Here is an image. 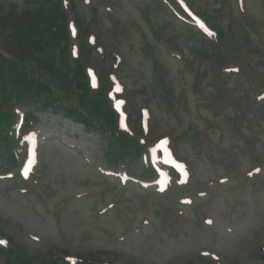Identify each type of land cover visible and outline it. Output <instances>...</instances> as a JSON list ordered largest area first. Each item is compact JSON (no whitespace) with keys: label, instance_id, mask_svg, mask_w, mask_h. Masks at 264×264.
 Wrapping results in <instances>:
<instances>
[{"label":"rangeland","instance_id":"1","mask_svg":"<svg viewBox=\"0 0 264 264\" xmlns=\"http://www.w3.org/2000/svg\"><path fill=\"white\" fill-rule=\"evenodd\" d=\"M0 1L23 4V0ZM188 1L205 19L222 27L228 28L231 20L228 5L236 16L240 14L238 0ZM242 1L246 16L237 24L251 34L255 46L254 55L244 60H252L259 72L264 60L256 47L259 36L250 24L264 29V0ZM77 3L87 24L98 22L107 49L123 54L119 74L138 103L151 102L157 133L173 136L181 157L195 168L193 186L185 193L192 203L152 199L147 195L151 189L144 191L135 183L121 186L98 174L83 159L100 163L104 144L85 135L82 127L46 114L38 125L42 129L38 165L26 183L18 180V167L3 158L6 149L0 146V245L12 239L31 256L52 249L81 255L101 252L108 264H201L198 257L205 252L220 264H264L260 252L264 188L255 190L264 187V120L259 118L264 115V101L255 109L250 105L264 84L253 75L240 82L235 77L214 81L211 73L194 64L197 60L168 58L162 43L170 48L176 44L187 56L199 43L161 0ZM219 87L226 90L215 102ZM172 96L165 105L163 98ZM205 131L208 141L196 157L193 150L202 144ZM255 162L263 164V172L251 185L223 187L227 192L214 201L190 194L208 180L240 172ZM132 170L141 175V161ZM108 205L111 209L102 214ZM142 217H148V226L142 225ZM120 235L123 238L116 240Z\"/></svg>","mask_w":264,"mask_h":264},{"label":"trees","instance_id":"2","mask_svg":"<svg viewBox=\"0 0 264 264\" xmlns=\"http://www.w3.org/2000/svg\"><path fill=\"white\" fill-rule=\"evenodd\" d=\"M79 15L75 0H25L21 8L0 4L3 126L14 122L15 109L27 106L40 111L53 109L56 114L94 126L115 138V116L103 87L97 91L89 87L85 65L90 54L89 49L85 50L86 40L80 43V59L74 61L70 57L69 19L72 16L81 30L83 19ZM115 140L118 144L121 141ZM120 147L122 151L125 148ZM127 150L131 151L130 146L123 152V159L132 152ZM0 264H51V260L28 256L23 247L14 245L7 251L0 250Z\"/></svg>","mask_w":264,"mask_h":264}]
</instances>
